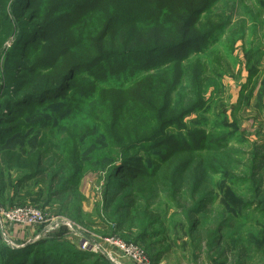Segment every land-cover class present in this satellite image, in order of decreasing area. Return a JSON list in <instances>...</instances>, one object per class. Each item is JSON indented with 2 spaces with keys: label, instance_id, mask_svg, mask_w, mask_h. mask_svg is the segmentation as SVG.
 Masks as SVG:
<instances>
[{
  "label": "trees",
  "instance_id": "obj_1",
  "mask_svg": "<svg viewBox=\"0 0 264 264\" xmlns=\"http://www.w3.org/2000/svg\"><path fill=\"white\" fill-rule=\"evenodd\" d=\"M219 1L0 0V51L10 42L0 96L1 203L29 201L82 220L81 178L102 170L98 213L118 230L138 222L134 240L152 262L172 252L168 240H178L175 209L192 237L208 229L214 206L207 248L226 243L233 264L264 258V141L237 148L247 142L240 123L211 108L227 73L213 48L217 36L230 29L232 56L246 35L245 20L233 28V13L217 9ZM255 2L263 12H253L254 21L264 14V0ZM254 55L233 117L253 95L256 109L262 102L264 82L253 84L262 50L247 51ZM248 222L262 229V240L247 235ZM63 232L1 243L0 264H112Z\"/></svg>",
  "mask_w": 264,
  "mask_h": 264
},
{
  "label": "rangeland",
  "instance_id": "obj_2",
  "mask_svg": "<svg viewBox=\"0 0 264 264\" xmlns=\"http://www.w3.org/2000/svg\"><path fill=\"white\" fill-rule=\"evenodd\" d=\"M218 9H225L233 13V24L235 29L240 28V21L245 20V31L246 35L243 40L239 41L235 45V50L230 56L228 54V49L226 47L227 37L229 35L230 29H227L225 33L218 35V42L214 45V49L219 51L221 57L223 58V66L227 70L226 75L223 78V89L219 95L214 97L212 105V112H218L220 110H225L230 120L237 119L243 129V134L247 139V142L236 144L237 148H241L244 151L250 146V142L260 140L264 141V95L260 107L253 111V105L257 103V97L253 95L249 102L251 106L248 108H242L239 110L236 115L233 117L231 115V107L240 98L241 91H244V86H247L248 80V70L246 67L247 58L248 62L254 63L258 56L247 57V51L259 49L262 50L260 65L258 67L259 74L257 78L253 79V84L257 80V89L261 86V83L264 82V14L258 20H253V12L259 15L263 12L260 6L255 2V0H220L216 5ZM256 25L257 29L253 31V26ZM10 45V42H7L6 48ZM254 48V49H253ZM4 49V50H5ZM4 50L0 51V96L4 89L3 83V69L2 62L4 60ZM252 87V84L249 85V88ZM248 88V87H247ZM249 89H247L248 91ZM255 94V93H254ZM254 103V104H253ZM263 108V109H262ZM213 117V115H211ZM105 172L102 170H88L84 173L81 178L80 185L78 187L80 191V203H81V216L82 220L77 218L67 217L61 215V213L52 212L51 207L44 209V217L48 219L46 225H42V230L40 228H33L36 236L31 239H40L45 237L49 232L54 233L60 229H64V239L66 238L72 242L77 248L82 249V244L86 243L89 248L86 251H90L93 254L99 255L108 262L112 264H142L141 261L136 262L134 259L130 258L125 254L120 248L116 245L109 242V240H117L119 242L125 243L127 246H132L139 252H142L144 259L148 260L150 264H233V257L229 253H224L225 244L222 245L220 250H215L207 248L206 240H208L209 230L214 228V224L217 220L216 213L218 211L217 206H214L212 211L208 213L210 218L207 221L206 225L208 226L207 230L201 229L196 232V234L188 236V229L185 220V215L183 214L182 209H175L176 212V221L178 227L175 230V235L178 240H175V243L168 240V244L172 246V252L164 255L156 263L152 262L151 255L145 246V244L135 241L140 232L139 223L136 222L132 226L133 230H118L114 227L113 224L107 225L103 219V215H100L97 211V207L101 200L103 199L104 185H105ZM179 204L185 205L188 204L185 199H179ZM32 206L34 208L40 209L39 206L27 201L24 204H14V205H3L0 201V210H11L17 207H26ZM42 210V209H41ZM173 210L169 211L170 214H173ZM260 217L259 214L253 213V222ZM61 218H67L73 225H61ZM202 221L207 219L206 217H201ZM260 220V219H259ZM253 222H248L250 227ZM252 232H249L247 235L254 233L260 240V231L262 230L259 227H254ZM46 226V227H45ZM236 226H241L237 224ZM23 225L16 220L11 222H4L0 220V244H12L16 246L17 241L21 238L19 234H16L17 229H26L30 230L32 227L22 228ZM231 228L224 231V235H230ZM244 229H239L238 234H245ZM125 234V237L122 235ZM246 235V237H247ZM155 237L151 236L147 239V242H151ZM30 239V240H31ZM225 239V238H224ZM15 243V244H14ZM247 264H264V258L261 255H257L255 259L248 262Z\"/></svg>",
  "mask_w": 264,
  "mask_h": 264
},
{
  "label": "built area",
  "instance_id": "obj_3",
  "mask_svg": "<svg viewBox=\"0 0 264 264\" xmlns=\"http://www.w3.org/2000/svg\"><path fill=\"white\" fill-rule=\"evenodd\" d=\"M0 220L4 222H11L16 220L17 222L22 223L23 227H32V228H39L42 225H46L48 219L44 217L43 212L32 206L26 207H17L8 211L0 210ZM61 225H69L72 226L73 224L67 218H61L60 220ZM46 227V226H45ZM110 243L116 245L120 248L126 255L130 258L134 259L136 262L141 261L142 264H150V262L143 258L142 252H139L132 246H127L123 242H119L117 240H109ZM15 244V243H14ZM13 245V243L11 244ZM83 250H88L87 244H82ZM121 264V263H117Z\"/></svg>",
  "mask_w": 264,
  "mask_h": 264
},
{
  "label": "crops",
  "instance_id": "obj_4",
  "mask_svg": "<svg viewBox=\"0 0 264 264\" xmlns=\"http://www.w3.org/2000/svg\"><path fill=\"white\" fill-rule=\"evenodd\" d=\"M255 110H256V108L253 106V111H255ZM25 230L26 229H17L16 230V234H19V236H21V238H23V237L25 238V240L24 239H22V240L19 239L18 241H28L32 237L36 236L33 228H31L30 230H27V231H25Z\"/></svg>",
  "mask_w": 264,
  "mask_h": 264
},
{
  "label": "water",
  "instance_id": "obj_5",
  "mask_svg": "<svg viewBox=\"0 0 264 264\" xmlns=\"http://www.w3.org/2000/svg\"><path fill=\"white\" fill-rule=\"evenodd\" d=\"M32 240V239H31ZM31 240H28V241H31ZM33 240H36L35 238H33Z\"/></svg>",
  "mask_w": 264,
  "mask_h": 264
}]
</instances>
